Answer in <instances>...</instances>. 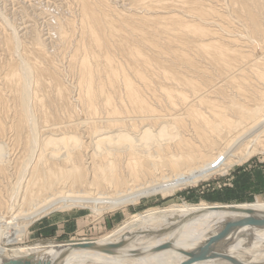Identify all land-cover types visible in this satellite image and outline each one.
<instances>
[{
	"label": "bare ground",
	"instance_id": "bare-ground-1",
	"mask_svg": "<svg viewBox=\"0 0 264 264\" xmlns=\"http://www.w3.org/2000/svg\"><path fill=\"white\" fill-rule=\"evenodd\" d=\"M68 2L65 10L54 4L58 12L49 16L52 33L46 37L35 22L22 25L20 33L0 25L6 56L0 112L7 108L5 118L0 113V208L6 209L0 212V232H6L0 234V264L24 263L29 255L52 261L61 243L112 242L164 228L171 230L161 238L146 240L140 233L134 248L149 249L175 236L176 248L190 250L225 222L245 216L220 206L264 210V199L172 204L134 214L98 239L4 246V238L49 212L80 207L100 215L264 152V41L254 44L264 37V0ZM15 53L16 59L9 57ZM13 173L21 176L14 180L20 188L15 198V189L3 184ZM232 232L221 254L240 264H264L259 256L243 258L260 246L264 227ZM242 236L253 239L250 247ZM185 260L175 249L125 258L74 250L64 264ZM193 264L233 263L212 258Z\"/></svg>",
	"mask_w": 264,
	"mask_h": 264
},
{
	"label": "rangeland",
	"instance_id": "rangeland-1",
	"mask_svg": "<svg viewBox=\"0 0 264 264\" xmlns=\"http://www.w3.org/2000/svg\"><path fill=\"white\" fill-rule=\"evenodd\" d=\"M66 2H68V0H65V4L64 0H49V3L47 0H0V25H2L5 29L8 27L16 28L17 32L20 33L19 31L22 25L25 26L28 23L35 22L36 25H38L37 29L42 30L40 32L47 33L44 34V36L46 37L49 33H52L49 30V26L53 22L52 18L50 17H52V14H56L58 12L57 9L55 11L56 6L59 4L60 6L62 5V8H64V10L65 8L68 9L69 6L67 5H69V2L68 4ZM41 4L44 6H42ZM19 5L21 8H19ZM22 6L25 8H23L24 10L22 9ZM42 7H44V9ZM21 11L24 12L21 13ZM44 24H46L45 27ZM2 26H0V32L3 29ZM257 37L258 39L254 42V44H258L261 46L264 41V37ZM168 43H164V47L170 49V45ZM49 46L50 45H47V48H49ZM51 48L53 49V47L50 46L48 50L50 51ZM9 57L16 59L18 55H16L15 53L11 56L9 55ZM5 60V51L1 46L0 65L4 63ZM206 64L205 65L209 68V64ZM198 69L202 70L201 66H198ZM65 72V82L67 80L68 83H71L72 77L71 75H69L71 73H68L67 71ZM7 103L9 104V102ZM6 109L7 108H4V110L0 112L1 115L3 114V118L6 117ZM4 120L8 121L10 119ZM7 142L10 144L9 140H5V143ZM7 168V170L9 171L6 172L8 173L13 171L9 166ZM14 174L15 173H13L11 177L8 175L11 180L9 184L3 183L5 185L7 184L12 186V189L18 183H14V180H16L18 176H20V173H16V175ZM12 182L14 183V185ZM10 183H12V185ZM7 185L6 189L8 191L12 192L15 189L12 193L13 197L15 196L16 192V196L20 195L18 194L20 192V188L19 190L17 189L18 185L13 190H10L11 187ZM19 187L22 186L19 185ZM4 195H6V193H4ZM12 195L10 193L9 196L12 197ZM256 199H264V152H258L253 155L247 156L245 159H243L242 162L235 164L227 168L226 170L211 174L210 176H206L196 183H191L176 188L173 192L166 194L154 192V194L143 196L137 201L129 203L125 207H122L120 209H104L100 215L93 212L90 208L80 207H70V209L67 208V210L59 209L53 212H49L50 214L47 213L46 215L40 217V220L36 219V221L31 222L20 234L12 232L14 233V235H12V239L4 238L2 242L5 244L4 246H6V248L9 247V249H12L13 247L18 248L23 245H31L35 243L44 244L54 241H64L71 239H98L101 238V236H104L106 233L108 234L113 229L122 225L132 215L143 212L149 208H163L172 204H197L200 202L243 203ZM0 210V212L3 214L6 209L0 208ZM11 226L14 227L13 224H10V227ZM11 229L13 230V228ZM11 229L9 228L7 229V231H12ZM1 233L6 232H0V234ZM242 238L244 239V246L250 247L253 239L250 236H242ZM257 243L260 244V246L256 245L257 248H250L251 251L243 254L244 259L250 260L253 256H259L260 258H257H259L258 260L260 261L264 259V257H262V255L264 256V239L258 240ZM228 249H231V246H229ZM260 263L261 262L259 261L257 262V264ZM85 264H92V262L86 261Z\"/></svg>",
	"mask_w": 264,
	"mask_h": 264
},
{
	"label": "water",
	"instance_id": "water-1",
	"mask_svg": "<svg viewBox=\"0 0 264 264\" xmlns=\"http://www.w3.org/2000/svg\"><path fill=\"white\" fill-rule=\"evenodd\" d=\"M217 209L243 213L245 216H237L230 219L228 222H225L218 232L210 235L203 244L190 250L176 248L174 243L175 236L165 242L151 246L149 249H142L140 248V245H137V249L134 248V239L140 233L146 240L147 238H150L149 240L161 238L169 234L168 231L171 230V228H164L155 232H132L131 234L126 236L124 235L118 240L112 242L84 241L61 243V246H59L61 247V250L52 261H44L40 259L34 260V256L29 255L27 257H24V263L14 261L12 262V264H64L68 255H70V253L74 250H88L92 252L107 254L116 258H125L144 256L148 253H155L166 249H175L181 255L186 257V260L180 264H193L195 262H200L212 258H224L232 262L233 264H240L239 262L233 261L231 258L221 254L222 248L230 243L229 240L226 242L225 239L229 234L235 233L232 231L243 227H264V210L242 208L233 205L220 206Z\"/></svg>",
	"mask_w": 264,
	"mask_h": 264
}]
</instances>
